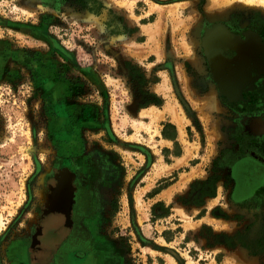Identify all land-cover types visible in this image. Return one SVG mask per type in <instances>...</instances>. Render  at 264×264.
Listing matches in <instances>:
<instances>
[{
	"label": "rangeland",
	"instance_id": "374dc122",
	"mask_svg": "<svg viewBox=\"0 0 264 264\" xmlns=\"http://www.w3.org/2000/svg\"><path fill=\"white\" fill-rule=\"evenodd\" d=\"M99 2L96 14L0 0V264H13L60 155L93 151L118 168L100 226L116 264H264V251L234 246L252 217L213 166L223 108L193 86L202 19L264 3Z\"/></svg>",
	"mask_w": 264,
	"mask_h": 264
},
{
	"label": "flooded vegetation",
	"instance_id": "af4514ba",
	"mask_svg": "<svg viewBox=\"0 0 264 264\" xmlns=\"http://www.w3.org/2000/svg\"><path fill=\"white\" fill-rule=\"evenodd\" d=\"M69 1L100 12L99 0ZM198 39L204 70L193 86L203 95L212 90L223 108L213 166L225 173L229 200L252 217L233 236L234 246L257 255L264 251V14L236 9L206 16ZM117 175L103 152L62 153L46 175L42 206L13 248V264H116L100 226L102 191Z\"/></svg>",
	"mask_w": 264,
	"mask_h": 264
},
{
	"label": "crops",
	"instance_id": "0c3cea01",
	"mask_svg": "<svg viewBox=\"0 0 264 264\" xmlns=\"http://www.w3.org/2000/svg\"><path fill=\"white\" fill-rule=\"evenodd\" d=\"M206 96H208V100L206 102V106L207 107H210L212 109H217L218 106H220L219 103L217 102V100H216V98L214 96V92L212 90H210V92H208V93H205L203 95V97H201V98H204Z\"/></svg>",
	"mask_w": 264,
	"mask_h": 264
},
{
	"label": "trees",
	"instance_id": "16d2710c",
	"mask_svg": "<svg viewBox=\"0 0 264 264\" xmlns=\"http://www.w3.org/2000/svg\"><path fill=\"white\" fill-rule=\"evenodd\" d=\"M207 182H203L202 185L206 184V186H207V184H210L212 186V190H210V191L209 190H204L203 191V195L213 196L214 195L213 183L211 182V180H208Z\"/></svg>",
	"mask_w": 264,
	"mask_h": 264
},
{
	"label": "bare ground",
	"instance_id": "6f19581e",
	"mask_svg": "<svg viewBox=\"0 0 264 264\" xmlns=\"http://www.w3.org/2000/svg\"><path fill=\"white\" fill-rule=\"evenodd\" d=\"M245 1V0H244ZM255 1V0H254ZM259 1V0H258ZM256 2H257V0H256ZM260 2H262V3H264V0H260ZM250 3V2H249Z\"/></svg>",
	"mask_w": 264,
	"mask_h": 264
}]
</instances>
